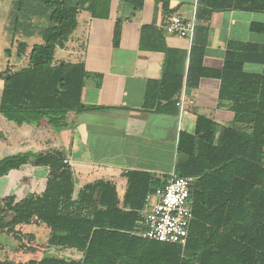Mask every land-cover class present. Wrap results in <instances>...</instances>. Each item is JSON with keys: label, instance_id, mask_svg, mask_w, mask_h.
<instances>
[{"label": "trees", "instance_id": "trees-1", "mask_svg": "<svg viewBox=\"0 0 264 264\" xmlns=\"http://www.w3.org/2000/svg\"><path fill=\"white\" fill-rule=\"evenodd\" d=\"M30 1L35 7L22 2L16 5L15 34L22 31L38 42L32 46L27 67L0 72L4 81L0 114L19 125L48 118L62 128L65 125L59 123L69 112L91 109L81 100L91 74L83 63L55 64L56 50L65 46L87 4L93 16L107 15L99 12L102 0ZM124 1L137 8L144 2ZM223 11L264 13V0H199L196 18L208 22L214 12ZM149 29L143 28V33ZM251 31L264 34V24L254 23ZM198 33L201 40L196 39ZM118 34L117 29L115 43ZM207 34V27L196 26L189 52L166 51L163 77L148 82L144 102V110L176 116L185 86L196 89L202 78H216L221 81L219 106L227 105L235 115L219 143L214 122L203 116L197 119L195 134L180 133L177 151L184 160L177 163L175 173L197 179L191 189L194 218L186 246L135 233L148 195L163 189L166 180L129 171L124 174L123 199L113 182L103 180L76 193L72 168L65 155L56 152L31 160L19 156L0 160V178L28 163L50 170L40 195L20 201L14 195L4 198L0 236L13 237L25 249L24 238L35 237L18 227L45 226L50 230L49 247L75 250L82 258L43 256L0 264H264V44H230L223 69L212 71L204 67ZM142 43L146 48L144 35ZM157 50L165 52L161 45ZM247 64L259 65L262 71L247 72Z\"/></svg>", "mask_w": 264, "mask_h": 264}, {"label": "crops", "instance_id": "crops-1", "mask_svg": "<svg viewBox=\"0 0 264 264\" xmlns=\"http://www.w3.org/2000/svg\"><path fill=\"white\" fill-rule=\"evenodd\" d=\"M143 1V6L137 8L124 0H102L99 12L107 17L93 16L87 9L88 4L79 12L77 28L65 46L56 50L54 62L57 65H85L91 76L86 80L81 100L91 109L69 112L59 123L65 125L62 128L46 125L45 121L42 125L40 120L31 125H18L0 114V160L18 156L31 160L41 154L62 152L74 173L76 193L87 184L103 180L113 182L123 199L127 189L124 174L129 171L147 172L168 182L177 163L184 160L177 151L180 133L195 134L198 117L214 122L215 141L220 142L223 129L232 126L235 115L227 105L219 106V79L202 78L196 89L185 86L176 116L144 110L148 82L161 81L163 77L166 51L179 49L189 52L192 47L188 39L166 32L167 19L178 14L184 20L194 21L197 26L207 27L204 67L221 71L230 44H264V34L251 31L254 23L264 24V13L214 12L210 20L204 22L196 18L199 0ZM6 23L0 17V26H3L0 28V51L8 54L4 60L0 52V72L7 69L18 71L28 66L32 46L38 38H27L23 33L11 38ZM146 27L150 29L143 33ZM117 29L119 37L115 43ZM143 35L146 48L141 46ZM196 39H202L199 33ZM158 45L165 52L157 50ZM15 58L18 68L14 69L10 66ZM245 70L260 73L262 67L247 64ZM3 88L4 81L0 79V104ZM49 172L48 167L31 163L23 165L0 178V194L3 198L14 195L19 201L38 196L45 189ZM26 182L34 185L41 182L43 186H32L30 192L23 190L21 193L19 185ZM148 196L156 200L154 195ZM18 229L33 236H37L36 231L44 229L48 242L50 230L45 226L31 225ZM37 240L39 242V238ZM50 249L60 250L62 255L43 256L65 260L82 258V254L75 250Z\"/></svg>", "mask_w": 264, "mask_h": 264}, {"label": "built area", "instance_id": "built-area-1", "mask_svg": "<svg viewBox=\"0 0 264 264\" xmlns=\"http://www.w3.org/2000/svg\"><path fill=\"white\" fill-rule=\"evenodd\" d=\"M196 23L184 20L178 14L168 17L165 30L170 35L192 42ZM197 179L173 173L165 187L148 196L142 220L135 233L145 239L185 247L194 218L191 189Z\"/></svg>", "mask_w": 264, "mask_h": 264}, {"label": "rangeland", "instance_id": "rangeland-1", "mask_svg": "<svg viewBox=\"0 0 264 264\" xmlns=\"http://www.w3.org/2000/svg\"><path fill=\"white\" fill-rule=\"evenodd\" d=\"M21 2L28 4L30 7H35V4H36L34 1L32 2L30 0H0V17L7 21V23L5 24L6 30L8 31L11 38H14V39L16 38V34L22 33V31H20V32H16V34H15V29L17 27V24L14 22L15 21L14 14L17 11L16 5L18 3H21ZM46 23H47V20H46L45 24ZM2 27L0 26V28H2ZM9 40H10V38H9ZM14 44H15V41H14ZM13 48H15V46ZM0 52H2V51H0ZM27 52H29V51H27ZM2 53H3V59L4 60L6 58H8V56H7L8 54L6 52L5 53L2 52ZM25 56H28V54ZM16 62H17V59L15 58L11 62V63H13V65L10 67L14 68V69L18 68V67H16ZM33 117L34 116L32 115L30 118H33ZM39 120H40V123L42 122L41 123L42 125L44 124V121L47 122L46 125H49L51 127H55L57 125V123L54 124L53 122H50L48 118H40V119H36V121H34V122L24 123V124L25 125H31V124L36 123ZM36 185L43 186V183L39 182V184L36 183L35 185L31 184V183H27V182L21 183L19 185V189H20V192L22 191L21 193H23V190H27L28 192H30L31 187L32 186L35 187ZM19 195H20V198H23V197H21L22 194H19ZM4 203H5L4 198L0 194V209H1V207H3ZM44 229L39 230V231H36L37 229L35 230L36 234L38 236V237L34 236V237H36L35 240H31L27 237L24 238L25 249H20L19 248L20 244L16 240H14L13 237H11V236H0V262H4V261L24 262V261L31 260V259H38V258L42 257L43 255H55V256L56 255H62L60 253V250H51L50 247L47 245L48 244V242L46 240L47 232ZM38 238H39V242L37 240ZM33 246L37 247L36 248L37 253L32 254L29 252L30 247H33Z\"/></svg>", "mask_w": 264, "mask_h": 264}]
</instances>
